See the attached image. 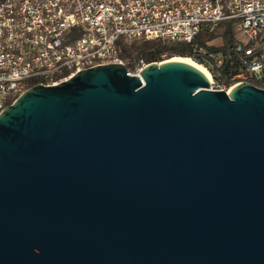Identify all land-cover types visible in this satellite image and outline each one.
<instances>
[{
    "label": "water",
    "instance_id": "water-1",
    "mask_svg": "<svg viewBox=\"0 0 264 264\" xmlns=\"http://www.w3.org/2000/svg\"><path fill=\"white\" fill-rule=\"evenodd\" d=\"M0 264H264V89L171 58L30 87L0 114Z\"/></svg>",
    "mask_w": 264,
    "mask_h": 264
},
{
    "label": "built area",
    "instance_id": "built-area-1",
    "mask_svg": "<svg viewBox=\"0 0 264 264\" xmlns=\"http://www.w3.org/2000/svg\"><path fill=\"white\" fill-rule=\"evenodd\" d=\"M225 21H235L240 70L219 90L264 83V0H0V114L32 86L55 85L109 62L127 66L122 38L192 43ZM223 62L219 54L210 65ZM147 65L140 61L129 74ZM35 80L41 83L31 85Z\"/></svg>",
    "mask_w": 264,
    "mask_h": 264
},
{
    "label": "trees",
    "instance_id": "trees-1",
    "mask_svg": "<svg viewBox=\"0 0 264 264\" xmlns=\"http://www.w3.org/2000/svg\"><path fill=\"white\" fill-rule=\"evenodd\" d=\"M234 25L235 21H225L215 33L203 32L192 43H166L161 40L129 42L122 38L119 41L122 48L121 58L128 61L127 68L134 69L140 61L150 64L176 56H188L208 67L217 84L228 86L231 76L240 70V59L234 49ZM217 33L222 36L223 45L220 47L209 45L208 42L212 41ZM200 47L204 48V54L198 53ZM219 54L224 55V62L220 68H212L210 64L216 63ZM39 83L40 80H35L31 85ZM256 86L264 89V83H257Z\"/></svg>",
    "mask_w": 264,
    "mask_h": 264
},
{
    "label": "bare ground",
    "instance_id": "bare-ground-1",
    "mask_svg": "<svg viewBox=\"0 0 264 264\" xmlns=\"http://www.w3.org/2000/svg\"><path fill=\"white\" fill-rule=\"evenodd\" d=\"M172 61H182L185 63H189L195 67H197L199 70H201L211 81V83L213 82V75L211 73V71L203 64L195 61L193 58L188 57V56H176L171 58Z\"/></svg>",
    "mask_w": 264,
    "mask_h": 264
},
{
    "label": "rangeland",
    "instance_id": "rangeland-1",
    "mask_svg": "<svg viewBox=\"0 0 264 264\" xmlns=\"http://www.w3.org/2000/svg\"><path fill=\"white\" fill-rule=\"evenodd\" d=\"M216 36H215V38L212 40V41H210V42H208L209 43V45H211V46H215V47H220L221 45H222V43H224V42H222V39H221V35L219 34V33H217V34H215ZM213 79H214V77H213ZM214 82H212L211 84H212V88L214 89V90H219V86H218V84L215 82V79L213 80Z\"/></svg>",
    "mask_w": 264,
    "mask_h": 264
}]
</instances>
